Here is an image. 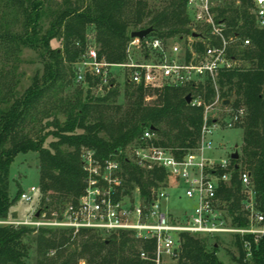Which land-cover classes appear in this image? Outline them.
<instances>
[{
    "label": "trees",
    "instance_id": "1",
    "mask_svg": "<svg viewBox=\"0 0 264 264\" xmlns=\"http://www.w3.org/2000/svg\"><path fill=\"white\" fill-rule=\"evenodd\" d=\"M52 1L0 0L1 11L10 9L14 17L24 18L19 34L13 32L7 18L0 23V47L6 56L25 46L41 49L47 58L43 82L36 79L24 96L14 98L8 109L0 113V220L14 217L15 212L10 211L14 201L10 197L9 172L19 154H38L41 213L60 212L67 204L77 202L84 192L85 150L107 160L140 141L149 130L156 135L157 145L180 156L197 148L207 108L217 99L220 103L230 101L225 108L246 112L236 125L243 129L244 137L237 151L239 159L233 160L231 185L222 184L219 197L226 203L233 224L247 226L239 176L242 167L251 174L257 201L264 211V30L256 27L250 13L252 0H230L214 9L217 18L226 23L227 34L240 37L232 47L238 64L220 73L217 87L208 83L198 88L150 89L127 83L95 96L93 90L98 82L90 78L86 96L80 89L73 98L61 95L75 78L74 64L92 44L86 37L88 28L95 32L97 45H93L100 58L112 64L125 63L135 31L152 27L154 37L189 40L201 29L187 12L188 0H162V6L156 9L149 0H63L44 32L42 19ZM3 15H7L5 11ZM56 38L63 42L61 52L51 46ZM245 38L251 40L249 46L243 45ZM198 47L203 48L202 44ZM189 94L203 103H188ZM7 95L13 97L14 93L9 89ZM5 102H9L7 96ZM60 113L66 116L63 123L58 118ZM214 120L218 119L209 116L210 123ZM123 164L129 183L139 185L144 196L156 185L155 179H166L164 171L145 172ZM182 237V248L172 264H224L217 256L219 238L189 234ZM232 240L239 252V257H233L236 264H264V238L258 243L250 237L236 236ZM245 241L253 250L250 258ZM31 242L37 246L36 264H156L155 242L127 233L103 235L86 229L74 233L70 229L37 230L15 225H0V264H27ZM142 251L148 253L149 259L141 258Z\"/></svg>",
    "mask_w": 264,
    "mask_h": 264
},
{
    "label": "built area",
    "instance_id": "2",
    "mask_svg": "<svg viewBox=\"0 0 264 264\" xmlns=\"http://www.w3.org/2000/svg\"><path fill=\"white\" fill-rule=\"evenodd\" d=\"M214 9L213 0H188L187 12L201 29L197 33L200 38H178L173 43L151 35L144 39L131 38L125 63L107 62L100 58L96 46L89 44V50L74 64L75 83L89 88L91 78L98 82L94 89L102 93L117 84L127 83L150 89L198 88L208 83L217 87L220 73L238 64L232 47L240 37L227 34L226 23L217 18ZM249 10L256 27L264 30V0H252ZM250 44L249 38L243 39L244 46ZM192 101L198 106L203 103L193 97ZM211 107L207 108L197 148L178 156L157 145L156 135L147 130L140 141L107 160L99 159L92 150H85L82 162L87 180L77 202L67 204L55 218H46L41 213L39 217L35 214L28 219L0 220V225L70 229L74 233L86 229L103 235L127 233L145 242H155L156 264L174 260L182 248L183 234L213 240L221 236L250 237L258 243L264 238V211L257 201L251 174L245 170L240 173L245 194L242 204L248 217V225L240 227L233 224L226 203L219 197L221 185H231L233 160L216 156L213 138L223 125L236 126L246 112L244 109L233 111L230 120L210 123ZM123 162L145 172L164 171L166 179H155L156 185L144 196L139 185L129 183ZM180 188L187 199L196 201V206L175 214L169 205L172 192ZM39 192V186L31 187L23 191L20 198L33 203ZM244 247L250 258L251 244L245 241ZM141 258L149 259L148 253L142 251Z\"/></svg>",
    "mask_w": 264,
    "mask_h": 264
},
{
    "label": "rangeland",
    "instance_id": "3",
    "mask_svg": "<svg viewBox=\"0 0 264 264\" xmlns=\"http://www.w3.org/2000/svg\"><path fill=\"white\" fill-rule=\"evenodd\" d=\"M215 8L223 6V3L230 0H213ZM63 3V0H53L50 8H48L47 13L43 16L42 27L45 32L48 29L50 23L55 18L56 12L59 10V6ZM149 3L152 8H160L162 6V0H149ZM2 4V3H1ZM9 8V7H7ZM0 8V23L5 22L4 18H7L8 22H12V30L15 34L22 33L23 31V16L16 18L10 9H5L1 11ZM4 11L7 15H3ZM10 11V12H9ZM217 13V12H216ZM8 16V17H6ZM95 32L92 28L87 29L86 37L90 43L96 44L95 42ZM151 36H154L151 34ZM178 38H167L170 43L176 42ZM53 49H58L61 52L63 47V42L60 39H54L51 42ZM46 57L43 56V51L39 48H30L25 46H19L18 50L14 54H9L6 56L5 49L0 47V113L8 109L11 103L14 101V98L24 96L25 92L33 85L36 79H39V82H43V76L45 74L46 66ZM12 90L14 93L13 97L7 95V90ZM82 89L83 96H86L88 88H85L81 85H78L73 80L72 84L68 86L63 94L64 98L70 97L73 98L77 94V91ZM95 96H101L105 93H102L100 90H93ZM9 98V102L3 103L4 97ZM232 107L225 108L223 103H214L209 110V116L220 120V122H225L230 120L231 115L234 113ZM60 122H64L66 116L62 113L58 115ZM244 131L242 128L234 126L233 128H228L226 125H223V129L220 132H216L214 138L215 145L217 147L216 156L222 159H228L236 151H240V147L243 144ZM52 138L49 139L51 141ZM39 159L38 154L36 153H26L19 154L15 161L12 162L9 172V181H10V197L14 201L11 212L14 211L18 213L19 219H28L41 211L42 203L40 194L35 199L33 203H27L23 201L20 196V192L28 191L31 187H38L40 181V169H39ZM244 168L239 169L240 173ZM181 197V200L178 198ZM196 206L195 200H189L185 197L184 191L182 188L177 191L172 192V198L169 205V209L175 214H180L181 209L190 208L194 209ZM59 211H44L42 214L46 218H55ZM15 217H8L7 221H13ZM38 230V229H37ZM37 232L32 234V237L36 235ZM220 247L217 252V256L220 261L224 264H236L233 261V257H239V252L234 245L232 237L221 236ZM36 242L30 243V257L27 259V264H36L38 252ZM50 257L53 259L55 254H50ZM173 261H169L168 264H172ZM79 264H87L85 261H81Z\"/></svg>",
    "mask_w": 264,
    "mask_h": 264
},
{
    "label": "water",
    "instance_id": "4",
    "mask_svg": "<svg viewBox=\"0 0 264 264\" xmlns=\"http://www.w3.org/2000/svg\"><path fill=\"white\" fill-rule=\"evenodd\" d=\"M153 31H154V29L152 27L147 28V29H143V30H140V31H135V32L132 33L131 37L132 38L144 39L147 36H150L153 33ZM193 36L195 38H200V34H197V33H194ZM186 100L188 101V103H191L192 102V95L191 94L187 95ZM230 104L231 103H230L229 100L223 101V105L224 106H228ZM231 158H232V160H238L239 159V152L236 151L235 153H233L231 155ZM236 168H238V166H236ZM40 214H41V211H37L36 217H39ZM13 216L15 218H17L18 217V213L15 212Z\"/></svg>",
    "mask_w": 264,
    "mask_h": 264
}]
</instances>
